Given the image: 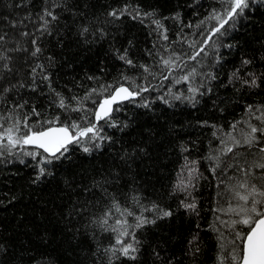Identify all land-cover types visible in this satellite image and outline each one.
I'll return each instance as SVG.
<instances>
[{
    "label": "trees",
    "instance_id": "obj_1",
    "mask_svg": "<svg viewBox=\"0 0 264 264\" xmlns=\"http://www.w3.org/2000/svg\"><path fill=\"white\" fill-rule=\"evenodd\" d=\"M54 3L59 6L53 7ZM45 8L57 17L53 21L45 16L50 21L46 32L40 29ZM213 9L222 10L221 0H0V35L5 37L0 55L9 58L0 60V114L11 112L23 118L35 107L40 115H31L29 124L57 116L59 123L79 121L84 115L94 120L87 110L94 109L93 100L103 95L92 93L91 99L83 101V112H68L57 107L49 83L72 105V97L83 98L102 85H112L113 90L120 84L128 87L132 81L123 77L149 88L135 101L114 105L119 109L112 114L117 127L100 122L102 134L110 140L89 153L79 145L70 146L59 160L39 165L46 169L39 180V156L35 160L25 156L19 147L13 154L4 151L0 156V264H108L104 249L115 237L99 221L112 197L135 215L155 220L135 229L140 241L136 260L120 257L112 264H219L217 257L230 253L233 235L221 223L229 217L215 210L236 203L228 189L244 179L241 167L264 162L259 153L264 136L257 133L260 140L252 148L242 145L221 156L224 171L213 172L215 161L208 157L220 155L222 139L232 146L229 133L242 140L249 131L247 122L260 126L255 119L260 112L255 109L264 106V2L257 0L226 26L223 36L213 37L216 46L206 45L207 54L198 58L199 63L186 61L200 73L192 85L200 87L195 100L174 98L192 95L189 83H175L183 74L180 70L166 81L159 76L145 80L147 74L139 67L159 71L156 61L161 55L188 50L192 41L202 42L206 36L199 33L216 26V21L197 25ZM113 10L117 15H108ZM37 46L41 52L33 56ZM125 52L133 65L119 58ZM242 59L252 63L242 66ZM37 65H43V70ZM237 69L245 79L247 73H255L259 86H242L239 79L229 83ZM45 74L49 80L42 79ZM5 88L11 90L4 92ZM145 102L147 107L142 106ZM19 104L24 107H14ZM247 105L253 106V113L246 112ZM25 149L43 153L30 145ZM235 153L241 155L233 159ZM185 157L196 161L188 165L196 171L189 177L188 169H183V178L191 186L174 191ZM249 179L260 186L264 169L252 166ZM181 201H195L196 209H186ZM153 204L172 215L158 218ZM117 218L136 222L134 216L117 213L104 227L114 225ZM221 243L227 245L222 250Z\"/></svg>",
    "mask_w": 264,
    "mask_h": 264
},
{
    "label": "snow or ice",
    "instance_id": "obj_2",
    "mask_svg": "<svg viewBox=\"0 0 264 264\" xmlns=\"http://www.w3.org/2000/svg\"><path fill=\"white\" fill-rule=\"evenodd\" d=\"M257 0H221L222 10L218 11L213 9L209 13V16L205 20H201L197 27L204 25L206 21H216V26L201 31L199 35L206 36V38L199 44L196 41H192L188 45V50L181 49L180 52L175 50L171 51L169 54L161 55L160 59L156 61L159 66V71H153L150 66L139 65L143 69L144 79L147 80L148 76L155 79L159 76L162 80H169L173 73L177 70L183 72L179 79L175 80V83L179 84L181 82L189 83L188 92L191 96L176 95L174 98L177 100L185 99L190 102L195 100L196 94L200 93L199 86H192L195 78L200 75L195 66L189 68L186 61H193L199 63V57L202 54H207L205 51V46L209 45L210 42L212 46L215 47V41L213 37L219 39L227 31L226 26L234 22L238 17L245 14V10L249 9L253 3ZM264 2V0H260ZM59 6L58 4H53V7ZM126 10V9H125ZM110 16H116V10L108 13ZM145 15H152V13H145ZM45 16L51 17L54 21L57 17L52 11L47 8L44 9L43 15L40 16V20L43 23L40 25V29L44 32L48 30L50 21L45 19ZM157 27H162L159 20L153 21ZM88 29L85 27L83 32H87ZM82 32V34H83ZM23 35H28V33H23ZM4 35H0V43L4 41ZM163 39L167 40V36L164 35ZM33 45H36V40L32 41ZM227 47H232L227 45ZM167 52V50H165ZM41 52L40 47H35V51L32 53L36 56ZM119 58L124 60L128 65H133V61L126 59V52L124 55H120ZM9 59L6 56L0 55V60ZM252 63L251 60L242 59V66H247ZM4 68L8 65L4 64ZM38 68L43 70V65H37ZM33 74L36 73V68L32 69ZM167 72V75H163ZM240 69L234 71L229 77V83L233 80L239 79L242 86H248L250 88L258 87V78L255 73H247V78L241 77L239 75ZM211 79H215L214 75H211ZM264 79V74L261 76ZM43 80H49V77L45 74L42 77ZM124 80L132 81L128 87L124 84H120L113 90L112 85L101 86L99 90L93 89L92 92L87 93L83 98L72 97L71 99L75 101V105H72L68 100L60 93L55 92L51 88L49 83V88L55 93L57 100V107L68 112H83V101L92 98V93H96L98 96L103 95L102 99H95L93 103L95 105L94 109H88L87 112L94 116V120L90 119L88 115L81 117L79 121L72 120L70 123L65 121L59 123L60 117L57 116L53 119L44 120L42 122H37L36 124H29V119L31 115L39 116L40 113L33 107L32 112L24 114L23 118L17 114L13 116L11 112L7 115L0 114V156L4 155L6 150L8 154H13V151L19 147V150L25 156H31L34 160L39 156L40 160L38 162V174L36 179L39 180L41 176L46 174V169L40 164H50L53 160H59L64 156L65 153L69 151V147L72 145H79L84 153H89L92 148H100L101 143L105 140H110L103 133L104 125H101V121L107 122V127H117L115 121H112V114L114 111H119L118 108H114V105L120 104L123 101H135V98L141 96L142 93L149 90L148 87H143L135 83L130 77H123ZM35 82V76H34ZM202 86V85H201ZM12 87H16L13 85ZM23 87V85H21ZM10 88H5L3 91L8 92ZM170 91V90H169ZM211 91V89H209ZM106 93V95H104ZM161 99H163L161 97ZM165 103L168 101L165 99ZM26 103V102H25ZM142 106L147 107L148 104L145 102ZM15 108H23V104L15 105ZM253 106L247 105L246 112L253 113ZM255 111L260 112L259 116H255V119L260 121V126L252 125L251 122L248 123V129L246 133L243 134V139L238 140L228 134L232 141V146H228L227 141L221 140V144L224 145L220 149V155L209 156L208 159L215 161L212 171L215 172L217 169L222 171L226 169L221 168V156L227 157L229 153H233L234 148L240 147L242 145H247L252 148L260 140L256 134L260 133L264 136V106H259ZM5 121H7V126H5ZM240 123L239 121L237 124ZM126 126V125H125ZM233 129L236 125H232ZM215 135V133H213ZM34 146L35 149H42L43 153L36 151H28L25 146ZM90 145V146H87ZM261 154V159L264 160V147L259 149ZM47 154V155H44ZM240 153H235L233 159H236ZM185 165L182 166V171L178 173V180L174 186V191H186L191 186V181L187 183L183 178V169H188V175L191 177L196 171L195 168H189L188 165H195L196 161H187L185 157ZM23 163V160H21ZM264 169V162L256 163L252 165ZM244 169L241 167L244 179L238 181L235 188H229L228 191L233 192V199L236 201L235 204L229 202L226 209L219 208L215 211H223L225 215L229 217L227 221H221V223L229 230V233L233 235V240L228 242L231 245V251L227 256H218L219 264H224L225 259L228 260V264H264V181L261 182L260 186L256 183L251 182L249 177L251 176V167ZM233 167L232 164H227V168ZM231 179V178H230ZM181 204L189 210L196 209V203H185L181 201ZM147 210V209H146ZM152 210L157 213L158 218L169 217L172 215L170 211L160 209L158 205L153 204ZM119 214L120 217H135V224H129L127 219L117 218L115 224L110 227H104L108 224V218L114 214ZM235 217V218H233ZM216 220H220L217 216ZM100 226L104 228V231H110L114 234L115 242L111 243L109 247L104 249L105 255L108 257V264H112L114 259H119L120 257H125L130 260H136L137 253L139 251L138 245L140 241L136 238L135 229L142 228L145 224L155 223V220H148L146 217L141 215H135V213L128 207L121 205L119 200L112 197L110 206L106 207L102 216L100 218ZM130 229H132L130 231ZM217 231H219L217 229ZM128 239H125V238ZM195 239V237H194ZM220 239L223 240V235L221 234ZM189 243H192L191 241ZM227 245L221 243V250ZM198 251V249H197ZM119 254V255H117Z\"/></svg>",
    "mask_w": 264,
    "mask_h": 264
},
{
    "label": "water",
    "instance_id": "obj_3",
    "mask_svg": "<svg viewBox=\"0 0 264 264\" xmlns=\"http://www.w3.org/2000/svg\"><path fill=\"white\" fill-rule=\"evenodd\" d=\"M125 87H127L126 85H124ZM136 99V98H135ZM123 102H125V101H123ZM32 147H34V146H32ZM40 150H42V149H40ZM43 151V150H42Z\"/></svg>",
    "mask_w": 264,
    "mask_h": 264
},
{
    "label": "bare ground",
    "instance_id": "obj_4",
    "mask_svg": "<svg viewBox=\"0 0 264 264\" xmlns=\"http://www.w3.org/2000/svg\"><path fill=\"white\" fill-rule=\"evenodd\" d=\"M114 107V106H113Z\"/></svg>",
    "mask_w": 264,
    "mask_h": 264
}]
</instances>
